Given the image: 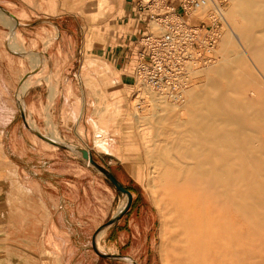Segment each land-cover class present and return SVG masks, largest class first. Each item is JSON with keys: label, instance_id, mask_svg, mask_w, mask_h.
<instances>
[{"label": "rangeland", "instance_id": "1", "mask_svg": "<svg viewBox=\"0 0 264 264\" xmlns=\"http://www.w3.org/2000/svg\"><path fill=\"white\" fill-rule=\"evenodd\" d=\"M247 2L244 13L251 14ZM233 3L226 5L222 36ZM136 7L137 0H0V125L10 123L14 160L29 159L26 177L4 158L0 132V264H37L44 251L59 250L48 207L62 225L81 221L94 231L126 203L77 146L99 165L132 174L123 181L138 188L156 217L154 264H264V12L238 18L253 33L249 47L225 51L230 60L246 51L230 78L221 82L212 73L206 92L180 109L188 92L176 103L141 88L135 77L120 81L112 52L140 26L132 20ZM61 20H69L71 38L57 39ZM223 59L218 39L213 63L196 66L197 74L192 69L188 90L201 88L202 70ZM59 82L69 102L56 104V88L43 102L25 97L30 87ZM158 104H167L163 118L156 117ZM55 132L59 139H51ZM26 204L29 241L22 242L9 218Z\"/></svg>", "mask_w": 264, "mask_h": 264}, {"label": "crops", "instance_id": "2", "mask_svg": "<svg viewBox=\"0 0 264 264\" xmlns=\"http://www.w3.org/2000/svg\"><path fill=\"white\" fill-rule=\"evenodd\" d=\"M136 8L137 10H139L138 0ZM139 15L140 11H134V18H132V20H137L140 26L128 32V42L125 41L126 43H124L121 41L118 44L119 46L116 48V51L112 52V56L114 57L113 62L120 71V81L122 84H132V78L134 77L137 40L140 35L145 34L149 29L146 22L147 12L144 11L141 17H139ZM4 17H6V14H4ZM61 21L57 22V25L55 27L59 32L57 39L63 38L64 40L67 39L65 37L71 38L74 32H72L69 28V20H66L64 22L63 20ZM126 36L127 34L125 35V37ZM62 45L63 44L59 42L58 48H56V50L62 52ZM27 88L28 86L26 87V89ZM55 88L58 92L56 95L57 105L62 99H65L67 102L70 101V96L64 95V89L61 87L60 82L58 83L57 87H53L52 89L48 86H45V84H43L42 86L41 84H38L35 87H30L25 92V97H31L32 100H35L36 98L34 104L35 102H38L39 99H42L43 102L44 100L48 99V97L51 95L52 90L55 91ZM84 97L86 100H89L86 90ZM87 104L88 103H85L83 105L84 109L86 108ZM21 115L24 120L25 126L28 128V122L26 120L25 113L22 110ZM9 125L10 123L0 125L2 153L5 156L4 158H6L15 166L17 172L26 174V168L29 161L28 154H24V156L21 154L18 159L14 160V152H12L11 145L7 141ZM82 157L84 158L83 155ZM115 163L118 165L122 164L121 162ZM100 166L103 167L106 171L114 174V176L123 184V186L131 192V200L126 193H123L119 190L128 198H126V203L124 204V206H121L120 209L118 208L115 212H113L107 219V221L97 225L94 231L93 225L92 227L90 226V228L87 229L81 221H78L77 224H75L74 222H68L67 225H62L61 220L55 218L56 209L54 208V206L53 208L48 207V210L52 217L49 220L48 224L51 223L53 231L59 234V237L58 234L53 235V233H50V236H52V241L59 240L62 247L60 246L59 250L48 249L47 251H44L42 253V258L40 256L41 260H38V255H36L37 264L155 263L154 261L156 249L154 247L156 244V235L154 233V230L156 217L155 213L153 212L152 206H149L148 201L140 195L138 188H135L134 186L123 181V175L126 176V173L132 175L125 166H118V169H120V171L110 169L102 165ZM108 180L110 181L109 178ZM19 210L20 214L17 213V209H11L9 218L10 224L16 228L13 233H18L17 231L20 227V236L22 242L24 239V242H28L29 209L27 207V204ZM43 233L45 234V229L43 230ZM55 236L58 237V239H56Z\"/></svg>", "mask_w": 264, "mask_h": 264}, {"label": "built area", "instance_id": "3", "mask_svg": "<svg viewBox=\"0 0 264 264\" xmlns=\"http://www.w3.org/2000/svg\"><path fill=\"white\" fill-rule=\"evenodd\" d=\"M229 0H138L148 31L138 37L134 77L174 102L184 99L193 62L209 63ZM206 10L193 21L196 13Z\"/></svg>", "mask_w": 264, "mask_h": 264}, {"label": "bare ground", "instance_id": "4", "mask_svg": "<svg viewBox=\"0 0 264 264\" xmlns=\"http://www.w3.org/2000/svg\"><path fill=\"white\" fill-rule=\"evenodd\" d=\"M230 1V0H229ZM248 0H234V3H233V7L228 11V17L231 19V24H230V29L229 31H226V33L222 36L223 32H221L220 34V37H219V40H220V45H221V49H222V54H223V57L224 59L221 60L220 63H218V65L212 67V69L210 68L209 70L208 69H203V73L205 75V82H204V85L201 86V88H192L190 90L189 89V82L187 84V87L185 88V93H184V99L180 102H176V103H183L185 102V99H186V93L188 92V103L186 105H182L181 107H179L180 109L181 108H185L187 109L189 104H192V103H195V101L198 99V97L200 96V94H203L204 92H206V90L210 87L211 83H212V79L210 77V75L213 73L214 75H216L219 79V81H224L228 78H230V74H231V67L234 66V64H236V62H238L241 58L244 57V55L246 54V51H241L240 53H237L236 54V58L235 60H230V58H227L226 57V53L225 51L228 53V52H231L233 50L230 51V48H234L236 47L237 45L239 46H243V48H245V46L249 45L248 44L250 41H251V36H252V33H253V27H250V25H245V24H240L239 21H238V18L239 17H242L244 19H247V18H250V17H254V14L256 12L257 15L260 14L259 11H262L264 12V4L263 5H260V2L259 0H251V3H253L251 6H250V10L252 11L251 14L250 12L248 13H244L246 9V5H247V2ZM2 10V9H1ZM206 10H203V11H200L199 13H196L195 16L193 17V20H196V16H198L197 14H204ZM6 15L9 16L8 13L5 12V10L3 11ZM256 16V15H255ZM14 17V16H13ZM11 17V19L14 20V18ZM225 18H226V10H225ZM263 17H260V20H259V23H262L264 20L262 19ZM226 23H227V19H226ZM222 36V37H221ZM263 39H264V36H263ZM247 49V48H246ZM259 51V50H258ZM235 52V51H233ZM261 53V52H259ZM234 55V53H232ZM231 54V56H232ZM260 55V54H259ZM256 56L257 57V54L256 55H253V57ZM264 56V55H263ZM262 56V58H263ZM255 57V59H257ZM244 59V58H243ZM260 60V59H258ZM214 61V60H213ZM213 63V62H212ZM212 63H203L201 61H196V62H193L191 65H190V68H189V73L191 75L192 73V69L196 66H199L200 64L204 65V66H209L211 65ZM203 68V67H202ZM201 70V67H196L195 70H193V73L197 74V72ZM199 73V72H198ZM215 76V77H216ZM26 79H29V78H26ZM25 79V80H26ZM234 79V78H233ZM24 80V81H25ZM23 81V82H24ZM140 87L141 88H146V89H149V87H146V86H143V84L139 83ZM212 87V86H211ZM226 87V86H225ZM225 89V88H224ZM225 91V90H224ZM159 93V92H158ZM254 93V92H253ZM160 95H162L161 93H159ZM164 96L165 98H167L168 100H170L167 96L165 95H162ZM226 99V98H225ZM172 101V100H170ZM222 101V100H221ZM220 101V102H221ZM156 102L158 103H161V104H164L165 101H162V100H157ZM174 102V101H172ZM167 105V104H166ZM166 105H162L160 106V104L157 105L158 108L161 109L160 111V114H156V117L160 116V117H164L166 114L165 112L168 110L165 109L164 107H167ZM164 106V107H163ZM234 106L235 103H234ZM255 106V105H254ZM165 109V110H162V109ZM179 109V111H180ZM166 112V113H167ZM25 113V112H24ZM170 114V113H169ZM182 116H183V113H181ZM185 114V113H184ZM168 115V114H167ZM140 119H144L145 117L139 115L138 116ZM174 117V116H173ZM176 117V116H175ZM180 117V116H179ZM185 117V116H183ZM197 117V116H196ZM172 118V117H171ZM187 119V118H186ZM224 130V129H223ZM48 138V136H47ZM49 139V138H48ZM51 139H59V135H58V132H55L54 136L51 138ZM216 140V139H215ZM52 141V140H51ZM236 142V141H235ZM56 143V142H54ZM61 143V142H60ZM200 145V143H199ZM77 149H78V152H80V154H82V150H84V148L82 147H78L77 146ZM188 149V148H187ZM193 150V149H192ZM217 152V151H216ZM91 153V152H90ZM218 153V152H217ZM232 156V155H231ZM233 160V158H232ZM87 162L88 164H92L90 162L89 159H87ZM223 167V166H222ZM240 170V169H239ZM250 175V174H249ZM128 199V198H127ZM124 206V205H123ZM103 230V229H102ZM101 237V236H100Z\"/></svg>", "mask_w": 264, "mask_h": 264}, {"label": "water", "instance_id": "5", "mask_svg": "<svg viewBox=\"0 0 264 264\" xmlns=\"http://www.w3.org/2000/svg\"><path fill=\"white\" fill-rule=\"evenodd\" d=\"M82 155L84 158L89 159L90 162L95 165L97 168H99L101 171H103L106 176L110 179V181L116 186L118 190H120L123 193H126L129 196V199L131 200L132 194L131 192L126 189L123 184L112 174L111 172L106 171L103 167H101L93 158L92 154L90 151L87 149L82 150Z\"/></svg>", "mask_w": 264, "mask_h": 264}]
</instances>
